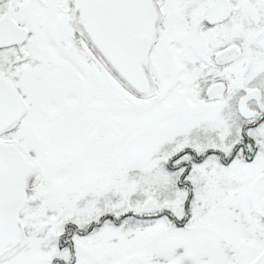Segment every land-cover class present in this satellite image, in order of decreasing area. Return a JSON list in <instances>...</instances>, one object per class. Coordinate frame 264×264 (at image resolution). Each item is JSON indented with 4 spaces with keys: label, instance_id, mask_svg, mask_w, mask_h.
<instances>
[{
    "label": "snow or ice",
    "instance_id": "1",
    "mask_svg": "<svg viewBox=\"0 0 264 264\" xmlns=\"http://www.w3.org/2000/svg\"><path fill=\"white\" fill-rule=\"evenodd\" d=\"M0 264H264V0H0Z\"/></svg>",
    "mask_w": 264,
    "mask_h": 264
}]
</instances>
